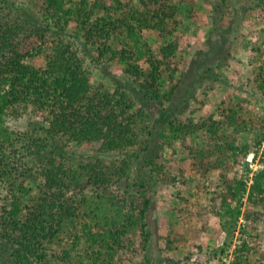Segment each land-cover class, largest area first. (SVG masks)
Returning <instances> with one entry per match:
<instances>
[{
  "label": "trees",
  "instance_id": "obj_1",
  "mask_svg": "<svg viewBox=\"0 0 264 264\" xmlns=\"http://www.w3.org/2000/svg\"><path fill=\"white\" fill-rule=\"evenodd\" d=\"M38 1L46 23L23 11L19 0H0V264H133L144 257L146 191L163 173L161 147L198 131L208 144L192 151L194 163L201 177L216 172L219 180L200 215L216 216L231 237L245 198L244 231L259 239L264 148L251 184L235 169L261 149L264 115L229 96L217 120L194 123L171 109L184 84L178 43L152 48L147 37L166 39L176 31L175 0ZM226 5L219 0L220 8ZM42 53V64L28 63ZM117 67L133 83L111 75ZM247 67L245 84L264 96L263 43L250 48ZM91 68L109 77L112 92L93 84ZM209 72L195 81L211 79ZM249 134L254 138L242 139ZM69 142L98 150L79 156ZM132 150L150 174L141 183L132 180L130 155L107 161ZM133 186L144 196L140 201ZM249 242L234 249L230 264H245Z\"/></svg>",
  "mask_w": 264,
  "mask_h": 264
},
{
  "label": "rangeland",
  "instance_id": "obj_2",
  "mask_svg": "<svg viewBox=\"0 0 264 264\" xmlns=\"http://www.w3.org/2000/svg\"><path fill=\"white\" fill-rule=\"evenodd\" d=\"M19 2L23 11H30L42 23H46L38 0ZM258 3H261L259 7ZM175 4L179 10L176 31L166 39L147 37L152 48L164 46L171 41L178 43L176 61L185 73L184 84L171 109L178 110L183 118L192 119L194 123H200L199 120L209 116L217 120L221 102L229 96L235 103L246 101L252 113L264 115V96L257 90L252 92L251 87L245 84L250 48L264 44V1L228 0V5L221 8L219 0H175ZM43 56L42 53L33 57L28 63L42 64ZM209 68H213V72H209L211 79L195 81L198 73ZM90 70L95 86L102 85L111 92L114 90L115 85L109 77L95 68ZM109 70L111 75H117L123 82L126 78L132 83L134 81L118 67ZM193 85L196 86L194 89ZM161 117L158 115L161 120L165 114ZM245 137L249 141L254 138L251 134L242 135V139ZM206 144L208 139L205 133L198 131L187 135L184 141H174L170 146L165 144L161 147L160 164L163 173L160 178L151 181L152 186L146 191V196L151 199L146 216L149 232L147 250L144 257H135L133 264H230L233 251L242 240L250 241L252 247L245 264H264V224L260 225L259 239H250L246 235L247 224L242 218L245 198L242 201L244 206L240 209L241 217L231 237L220 228L222 221L216 216L200 215L202 207L208 205L211 192L219 186L216 172L210 173L207 179L203 178L194 163L192 151ZM263 148L264 142L257 153L250 152L235 169L238 178L247 181L248 185L250 179L262 169L260 159ZM67 149L79 156L88 157L97 153L98 146L69 142ZM133 152L129 151L127 155L111 153L107 161L114 162L130 155L129 159L133 162L130 172L132 180L141 183L149 179L150 174L145 168L146 161L136 160L131 156ZM251 155L254 157L253 163L260 165L252 178L247 162ZM135 187L130 192L140 201L144 196ZM205 222L207 225L204 228ZM240 230H245L242 235ZM168 239H174V243L168 244Z\"/></svg>",
  "mask_w": 264,
  "mask_h": 264
},
{
  "label": "built area",
  "instance_id": "obj_3",
  "mask_svg": "<svg viewBox=\"0 0 264 264\" xmlns=\"http://www.w3.org/2000/svg\"><path fill=\"white\" fill-rule=\"evenodd\" d=\"M253 156L251 155V156H249L248 158H247V162H248V167H249V170L251 171V178H252V176H253V173L254 172H257V170H258V168H260V165H257L256 163H253ZM252 183V179H250V183L249 184H251Z\"/></svg>",
  "mask_w": 264,
  "mask_h": 264
}]
</instances>
